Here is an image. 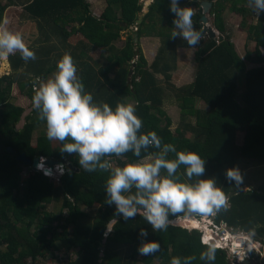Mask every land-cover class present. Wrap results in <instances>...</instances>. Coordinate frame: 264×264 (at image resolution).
Returning <instances> with one entry per match:
<instances>
[{
	"label": "trees",
	"instance_id": "obj_1",
	"mask_svg": "<svg viewBox=\"0 0 264 264\" xmlns=\"http://www.w3.org/2000/svg\"><path fill=\"white\" fill-rule=\"evenodd\" d=\"M107 1L108 7L100 17L92 13L88 0L19 2L29 22L36 20L44 36L38 46L35 43L28 46L35 52V60L25 62L19 53L10 56L15 71L25 69L21 77H0V264H34L38 258L59 248L68 255L72 251L76 253V257L68 256L63 264H170L173 256L193 254L197 256L193 264H204L198 257L207 244L202 242L199 229L175 224L167 231L154 232L139 216L128 221L114 217L115 205L105 202L108 173L82 170L78 157L61 153V145L54 147L45 133L37 137L34 145L36 131L46 128L34 110L27 117L25 127L17 131L24 108L12 102L14 83L19 80L21 85L28 86L25 94L32 101L34 80L55 72L57 61L64 55L57 51L50 56L61 42L57 38L66 42L77 33H82L91 46L107 51L102 53L104 64L98 68L88 65L85 59L90 57L87 42L79 41V46H84L81 52L72 47L78 54L69 53L77 66V76L85 85V91L92 94L93 102L108 103L112 108L118 103H132L143 122L141 132L155 131L164 143L175 145L177 150L197 152L206 162L202 178H215L230 198V211L215 215V223L225 222L246 233L255 231L261 240L264 237V183L257 188L244 189L241 160L264 163V13L252 23L244 18L241 25L255 48L248 49L242 57L227 33L221 0H216L211 10L213 24L220 31L219 39L203 32L201 14L195 12L194 26L202 32L203 39L195 47L194 81L188 86L171 87L181 110V125L173 132V120L163 109L165 87L159 83L156 73H163L165 81L169 82L171 71L177 68V46L188 45L186 41L174 44L171 31H166L165 24L173 28L174 19L169 11V0H154L137 31L139 37L162 38L150 66L132 34L123 47L115 45L122 30L137 24L144 7L142 1ZM244 1L247 2L232 0L230 9L247 17L251 11ZM181 4L198 7L200 2L181 0ZM8 5L0 0V24H4ZM48 31H52L50 39ZM248 64L253 66L248 68ZM27 72L34 75L32 80L26 77ZM198 100L205 109L196 107ZM189 117L195 118V124L187 122ZM186 132H192L193 139L187 137ZM155 151L150 148L148 154ZM22 153L30 159L43 157L62 161L69 158L74 169L68 166L57 181L52 180L42 171L17 160ZM145 155L142 152V156ZM112 159L116 165H122L137 158L127 153L122 158ZM232 167H238L243 176L238 188L225 179V171ZM51 203H60V211L47 210L46 206ZM185 216L202 215L179 214L173 219ZM113 218L115 227L108 232L107 223ZM141 228L147 229L146 238L139 237ZM142 239L159 242L161 250L139 259L137 248ZM120 243L130 245L131 252L127 256L119 252ZM215 264H231L227 251L216 248Z\"/></svg>",
	"mask_w": 264,
	"mask_h": 264
},
{
	"label": "clouds",
	"instance_id": "obj_2",
	"mask_svg": "<svg viewBox=\"0 0 264 264\" xmlns=\"http://www.w3.org/2000/svg\"><path fill=\"white\" fill-rule=\"evenodd\" d=\"M197 1L201 4L202 0ZM247 4L257 18L264 13V0H247ZM169 11L174 17L170 38L179 37L195 48L203 34L194 26L193 8L182 5L181 0H169ZM220 37L216 32L215 38ZM16 53L25 62L36 59L35 52L25 44L20 33L0 24V58ZM31 106L37 119L46 124V138L59 142L61 153L75 154L86 172L108 173L105 202L115 205L114 217L128 221L139 216L154 232H161L175 226L173 218L179 214L215 216L230 211V198L216 179L202 178L204 158L195 151L177 150L175 145L164 143L155 131L141 132L143 122L132 103H118L112 108L108 103L93 102L92 94L85 91V85L77 76V66L70 54H64L57 61L56 71L39 85ZM150 148L156 151L148 154ZM142 152L147 155L142 156ZM127 153L137 159L114 164L113 157L122 158ZM225 179L237 188L243 183L238 167L227 169ZM186 217L194 216L180 218ZM115 224V218L108 221V232ZM199 230L202 242L207 245L198 258L204 264H215L216 248L224 251L229 248L224 243H211L205 239L204 230ZM148 234L147 229L141 228L138 235L146 238ZM160 250L159 242L143 239L137 248L142 256L154 255ZM196 260L194 254L173 256L170 264H193Z\"/></svg>",
	"mask_w": 264,
	"mask_h": 264
},
{
	"label": "rangeland",
	"instance_id": "obj_3",
	"mask_svg": "<svg viewBox=\"0 0 264 264\" xmlns=\"http://www.w3.org/2000/svg\"><path fill=\"white\" fill-rule=\"evenodd\" d=\"M1 1L4 3L7 2L9 4L4 13L5 20H4L3 25H5V27H7L12 32L20 33L25 44L29 43L33 45L35 43L37 45L38 43L39 44L42 43V41L40 40L43 38L44 32L43 33L38 32L39 25L36 20H32L29 22V19L26 16L23 4L19 3V2H25L26 0H1ZM88 1L90 5V10L97 17L102 16L103 12L108 7L107 0H88ZM141 1L144 5L143 10L144 9L148 10V8H146L145 6L146 0H141ZM153 2L154 0H151L148 6L150 7V5ZM221 2L223 3V7H224L222 14H223L225 23L227 25L226 27L228 31L227 33L228 35L231 36L232 40L236 43V46L238 47L237 50H239L240 53L244 56L246 50L248 49L254 50L255 43L248 38L246 31H245L246 33H244V29L241 24L244 21V18L248 19V23L250 22L252 23L256 21L257 17L255 13L251 11L247 2L245 1H244V5L248 7L251 11L250 13L251 15H248L247 17L244 16V14L236 13L235 11H233V9H230V6L232 5V0H221ZM241 5H243V2L241 3ZM191 8H193L194 12L198 11V7L193 6ZM143 10L141 11V13L143 12ZM209 24L216 30L218 34H220V31L218 30V28L213 24V19H212L211 14H210ZM67 26L69 27V25ZM165 26H166L165 28H167L166 31L170 30L172 32L173 28H169L170 26L166 24ZM50 29L53 30V26L51 24H50ZM138 29L139 27L136 24V25H133L130 29L122 30L120 32L121 34L120 38L115 42V45L119 48L123 47L125 45V41L128 38V36L131 34L134 36L137 33ZM48 32H49V39H50L51 37H53L51 33L52 31H48ZM57 40L59 42L61 40V43H63V39L61 37L57 38ZM71 40L75 43H79V41L81 40V37L78 35L77 39H75V37H72ZM66 41L69 43L70 40H66ZM81 41L87 42L88 46H90V47H87L89 49L88 53L90 57L85 58L86 61L88 62V65L98 68L100 64L102 63L104 64V61L101 55L103 52L107 53V51L104 49L101 50L102 48L100 49V48H97V47L95 48L91 46V44L88 43L87 39H82ZM182 41L184 40L178 37L175 40H173V43L180 44ZM161 43H162V38L160 37L158 38V36L143 35L141 36L139 40L140 47L145 57L147 55L149 60H151V58L154 59V56H156L157 54L156 52L157 48L159 47ZM69 49L70 50L72 49L73 52L75 53V50L73 48H69ZM176 50L178 52L179 61H178L177 68L171 71L172 77H171V80L169 81L170 83L166 82L164 77L161 74L158 76L159 83L163 86V88L165 87L166 98H165L164 109L174 122L171 128L173 132H175L179 124L181 125L179 121L181 117H180V108L178 106L180 102L177 100V98L173 94V89L171 87H173L174 85L172 83L178 84V85L180 83V84H184L185 86H187L186 84L189 85L191 83V80L195 78V74H196L195 48H191L189 46L185 47L182 45H178ZM79 52H81V50ZM167 55H169V52H167ZM9 57L10 55L7 57L8 59L0 58V65L2 63L4 64L5 61L8 62ZM97 61L99 64L97 63ZM182 68L185 69V71L182 70V72H180L179 70H181ZM24 71L25 69H23V72ZM20 72L15 73V70L10 71L9 64H8V67L6 68V70H3L2 72H0V77L10 74V75H13L17 79L18 77L22 76L23 72L21 73ZM31 75H32L31 72H27L26 77L32 80ZM111 75L113 76V71L111 72ZM181 79H186V80L181 81ZM27 88L28 86L26 85L25 86L19 85L18 82L14 83L13 88H12V102L14 104L22 105L25 108L32 107L31 106L32 101L25 94V89ZM196 104H197L196 105L197 108H200V109L206 108V106L203 105V102L200 103L199 101H197ZM188 122L190 124H194L195 120L190 118L188 119ZM44 133L46 134V128L44 127H41L39 130L36 131L34 135V142H33L34 145L36 144L37 137H39L41 134H44ZM186 134H187V137L193 139L194 136L192 132H186ZM54 143L56 144V146L59 147L60 145L59 142H54ZM114 164L116 163L114 162ZM241 169L245 172V187H244L245 189L257 188L261 184L264 183V163L258 162L257 160H251V161L241 160ZM28 172H29L28 170L24 172V178H26V176L28 175ZM55 180L57 181L58 178ZM46 209L52 212H59L61 209V204L51 203L46 206ZM195 217H197V219H200L201 222L203 220L202 223L205 225V227H210L208 225L209 223H211L210 225L212 228L215 227L213 229L214 233L218 235V239H221V243L222 242L225 243L226 247L229 248L227 250V253L229 255L231 264H264V237H262L261 240H259L255 231L252 233H246L242 230H236V229L231 228L230 226H227L225 222H222L220 225H218L214 222L215 216H195ZM202 223H197V224L202 227L203 226ZM213 231L210 230V233H212ZM225 237H229L231 241L227 242L226 240H224ZM247 239H249L250 241H248ZM234 243H237L236 247L234 246ZM119 245H120L119 252H121L123 256H127L131 252V250L129 251L128 249L130 248L129 244L123 245L122 243H120ZM250 249L252 253H249ZM68 256L69 257L71 256L74 258L76 257V253L72 251L68 255L64 251L63 248H59L53 253L48 254L46 257L38 258L34 264H63L64 261L68 258ZM141 257L142 255L138 256L139 259Z\"/></svg>",
	"mask_w": 264,
	"mask_h": 264
},
{
	"label": "water",
	"instance_id": "obj_4",
	"mask_svg": "<svg viewBox=\"0 0 264 264\" xmlns=\"http://www.w3.org/2000/svg\"><path fill=\"white\" fill-rule=\"evenodd\" d=\"M212 7H213V1L212 0H202L198 11L201 14L200 25L202 26L203 32H205V33L208 32L211 37H215L216 31L213 29L212 26L208 25L209 20H210L209 13L211 12ZM148 11L149 10L144 9L143 12L139 15V18L137 19L138 27L142 23V21L144 20V16ZM134 41L136 42V44L139 42L138 33H136L134 35ZM132 72L133 71H130V74H132ZM32 112H33L32 107L25 109V111L21 115L19 123L16 125L17 131H20L25 127L26 119L29 115H31ZM8 151L13 152V149L8 148ZM17 160L22 161L25 165L32 166L35 170L38 169L39 164H40L39 158L30 159L27 157L26 153H22V154L18 155ZM46 163L49 165H52V166H54L55 164H60V165L65 164V165H68L70 168L74 169L73 165H71L69 160L60 161V160L48 159L46 161ZM75 169H77V168H75ZM77 170H79V169H77ZM51 179L54 180V178H51ZM175 224L176 225H181V224L185 225L183 222L176 220V219H175ZM210 242L215 243V240L210 239ZM97 264H100V262H98Z\"/></svg>",
	"mask_w": 264,
	"mask_h": 264
},
{
	"label": "crops",
	"instance_id": "obj_5",
	"mask_svg": "<svg viewBox=\"0 0 264 264\" xmlns=\"http://www.w3.org/2000/svg\"><path fill=\"white\" fill-rule=\"evenodd\" d=\"M146 8H148V10H149V6L148 5H146ZM149 12V11H148ZM147 12V13H148ZM146 13V14H147ZM146 14H145V16H146ZM145 16H144V18H145ZM4 20H5V18H4ZM226 24V23H225ZM226 27H227V25H226ZM246 30L244 29V33H246L245 32ZM39 33H40V31H38ZM80 36L81 37V40L82 39H86L83 35H82V33H77V34H75V35H73V36H71L68 40H70L69 41V43L66 41V42H64L63 41V43H58V45L59 46H57L56 47V49H54V50H52V53L50 54V56H53L57 51L59 52V54H78L77 52L76 53H74L73 52V50L71 49H69V48H72V47H74V49L76 50L77 49V51L79 50H84V46L81 44V46H79V44L78 43H75V42H73L71 39H72V37H75V39H77V36ZM247 36H248V33H247ZM139 38H141V37H139ZM159 38V37H158ZM39 39V38H38ZM80 40V41H81ZM140 40V39H139ZM27 46H29V45H31V44H29V43H27L26 44ZM235 45H236V43H235ZM38 46V45H37ZM160 46H161V44L159 45V47L157 48V53H158V51H159V48H160ZM75 47H78V48H75ZM98 48H100L101 49V47H98ZM236 48L238 49V47L236 46ZM254 48H255V46H254ZM66 50H68V51H66ZM101 50H103V49H101ZM250 50V49H249ZM247 51V50H246ZM238 53L240 54V56H242V57H244L245 56V54H244V56L240 53V51L238 50ZM157 55V54H156ZM11 56V55H10ZM59 57H60V55H59ZM146 57H147V60H148V64H149V66L153 63V61L155 60V58H156V56H154V59L153 58H151V60H149V58H148V56L146 55ZM8 59V58H7ZM178 61H179V59L177 60V66H178ZM7 64H9V70L10 71H12V70H14L13 68H12V65H11V61H10V57H9V61L7 62ZM253 65H251V64H248V68H250V67H252ZM23 69L24 68H22V69H19L18 71H15V73H19L20 71L21 72H23ZM182 70L183 71H185V69H181V70H179L180 72H182ZM20 72V73H21ZM54 73V72H53ZM53 73H51V74H49V75H47L46 77H44V78H38V79H35L34 80V90L36 91V90H38L37 88L39 87V85L41 84V83H43V82H45V81H47L49 78H51L52 77V75H53ZM162 75L163 77H164V75H163V73H156V76L158 77L159 75ZM10 75V74H9ZM31 77H34V75L32 76L31 75ZM159 79V78H158ZM195 79V78H194ZM194 79H192L193 81H194ZM182 80H186V79H181V81ZM191 80V83L193 82ZM16 82H18V84L19 85H21V83L22 82H20L19 80H17ZM190 83V84H191ZM173 85H174V87H176V88H180V87H184L185 85L184 84H180L179 83V85L178 84H174V83H172ZM172 85V86H173ZM187 86H188V84H186ZM173 94H174V92H173ZM165 98H166V93H165V97H164V105H165ZM200 103H202L200 100H198ZM16 105V104H15ZM195 105H197L196 103H195ZM17 106H20V107H22V108H24V111H25V109H27V108H25V107H23L22 105H17ZM179 106V105H178ZM30 108V107H29ZM180 108V107H179ZM163 109H164V106H163ZM199 109V108H198ZM165 110V109H164ZM180 117H181V110H180ZM190 118H192V119H194L195 120V118H193V117H189L188 119H190ZM188 119H187V122H188ZM180 122H181V118H180V120H179ZM173 124H174V122H173ZM195 124V123H194ZM180 126V124L177 126V128ZM53 146L54 147H58V146H56V144L54 143L53 144ZM60 146V145H59ZM64 160H69L70 161V159L69 158H66V159H64ZM64 160H62V161H64ZM71 162V161H70ZM71 165H72V163H71ZM245 189V188H244ZM178 218H180V217H178ZM178 218H176V219H178Z\"/></svg>",
	"mask_w": 264,
	"mask_h": 264
},
{
	"label": "bare ground",
	"instance_id": "obj_6",
	"mask_svg": "<svg viewBox=\"0 0 264 264\" xmlns=\"http://www.w3.org/2000/svg\"><path fill=\"white\" fill-rule=\"evenodd\" d=\"M4 62V61H3ZM8 67L7 62L5 61L4 64L2 63L0 65V72H2L3 70H6V68ZM47 169V168H46ZM48 170V169H47ZM49 171V170H48ZM179 221L183 222L185 225L187 226H191V227H196L198 229H202L205 231V239L206 240H210L211 238H215V243H220L221 244V239H218V235H216L213 231L212 228L210 227H205V225L200 221V219H197V217H187V218H180L178 219ZM197 223H202L203 226H199ZM210 230L213 231L212 233H210ZM226 236V235H225ZM231 237V236H230ZM227 242H230L231 240L229 239V237H225V239ZM241 242V240H240ZM223 243V242H222ZM225 244V243H224ZM246 245V244H245ZM251 245V244H250ZM233 246V245H232ZM234 246H237V243H234ZM240 246V245H238ZM232 248V247H231ZM232 250V249H231Z\"/></svg>",
	"mask_w": 264,
	"mask_h": 264
},
{
	"label": "built area",
	"instance_id": "obj_7",
	"mask_svg": "<svg viewBox=\"0 0 264 264\" xmlns=\"http://www.w3.org/2000/svg\"><path fill=\"white\" fill-rule=\"evenodd\" d=\"M149 1L151 2V0H146L145 6L150 3ZM39 159H40V165H39L37 170L42 171L43 173H45L46 175H48L54 179H57V178L59 179L63 175V173L65 172L66 167H68V165H65V164L64 165L55 164L54 166H52V165H49L46 163V161L48 159L43 158V157H41Z\"/></svg>",
	"mask_w": 264,
	"mask_h": 264
}]
</instances>
